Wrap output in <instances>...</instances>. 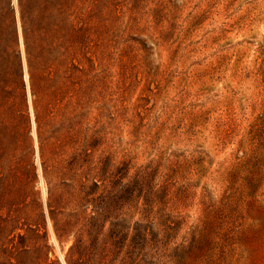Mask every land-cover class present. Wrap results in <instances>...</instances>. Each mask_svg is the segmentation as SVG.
Returning a JSON list of instances; mask_svg holds the SVG:
<instances>
[{
    "label": "rangeland",
    "instance_id": "374dc122",
    "mask_svg": "<svg viewBox=\"0 0 264 264\" xmlns=\"http://www.w3.org/2000/svg\"><path fill=\"white\" fill-rule=\"evenodd\" d=\"M37 9L59 69L0 0V260L264 264V0Z\"/></svg>",
    "mask_w": 264,
    "mask_h": 264
},
{
    "label": "trees",
    "instance_id": "16d2710c",
    "mask_svg": "<svg viewBox=\"0 0 264 264\" xmlns=\"http://www.w3.org/2000/svg\"><path fill=\"white\" fill-rule=\"evenodd\" d=\"M64 7L61 6L60 10H63ZM21 11H22V18L25 25V38L29 49L30 42L34 41L36 43V54L33 55V66L34 64L41 67L43 71H50V69L53 67V64L57 62L56 69H59V63L61 59H54L46 60V57L48 54L52 52L54 49L56 43H47L45 38L47 37V27L45 26V23L47 22V17L45 16V10L44 9H37L34 11L30 10V0H21ZM47 14V13H46ZM33 38V39H32ZM63 62H68L66 56L62 53ZM62 62V61H61ZM73 247H84V244L82 241L77 240V243ZM15 247H11L9 250L10 254H13ZM24 252H19L18 255H21ZM5 254V253H4ZM17 255V264H22V259H20V256ZM1 259V255H0ZM8 264H12L10 258L7 259ZM5 262L0 260V264H4Z\"/></svg>",
    "mask_w": 264,
    "mask_h": 264
}]
</instances>
